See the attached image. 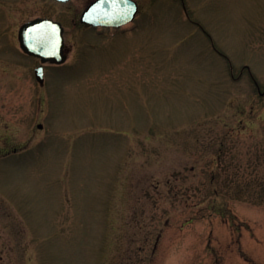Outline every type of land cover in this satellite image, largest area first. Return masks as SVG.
<instances>
[{
  "label": "rangeland",
  "instance_id": "1",
  "mask_svg": "<svg viewBox=\"0 0 264 264\" xmlns=\"http://www.w3.org/2000/svg\"><path fill=\"white\" fill-rule=\"evenodd\" d=\"M89 1L0 0V264H264V0H139L102 32ZM37 17L67 54L42 85Z\"/></svg>",
  "mask_w": 264,
  "mask_h": 264
},
{
  "label": "water",
  "instance_id": "2",
  "mask_svg": "<svg viewBox=\"0 0 264 264\" xmlns=\"http://www.w3.org/2000/svg\"><path fill=\"white\" fill-rule=\"evenodd\" d=\"M67 1V0H59ZM99 0H93L82 12L81 22L92 25L118 27L131 21L137 12L135 0H120L118 8L105 0L103 8H97ZM18 41L24 53L40 58L41 62L62 63L66 59L63 52V28L49 18L37 17L24 22L18 29ZM35 76L43 83V65L35 68ZM41 127V124L38 125Z\"/></svg>",
  "mask_w": 264,
  "mask_h": 264
},
{
  "label": "flooded vegetation",
  "instance_id": "3",
  "mask_svg": "<svg viewBox=\"0 0 264 264\" xmlns=\"http://www.w3.org/2000/svg\"><path fill=\"white\" fill-rule=\"evenodd\" d=\"M70 1V0H69ZM69 1H67V2H69ZM92 0H90L88 3H90ZM136 2H137V4H138V12H137V14L140 12V2H139V0H135ZM61 3V2H60ZM64 3H66V2H64ZM87 3V4H88ZM181 3H182V6L184 7V2H182L181 1ZM86 4V5H87ZM85 8V7H84ZM83 8V9H84ZM82 9V10H83ZM82 12V11H81ZM81 12H80V14H79V16H78V18H73V22H74V24H76L77 25V27H79L80 29H93V30H96L97 32H102V31H104V30H106V29H113V30H118V29H124L125 27H127L128 25H130L131 23H132V21L130 22V23H128L127 25H123V26H120V27H105V26H92V25H88V24H84V23H82L81 21H80V15H81ZM137 14H136V16H137ZM136 18V17H135ZM65 45V44H64ZM65 47V46H64ZM64 53H66L65 52V48H64ZM49 64H54V63H50L49 62ZM55 65H61V64H56L55 63ZM44 69H45V67H44Z\"/></svg>",
  "mask_w": 264,
  "mask_h": 264
},
{
  "label": "snow or ice",
  "instance_id": "4",
  "mask_svg": "<svg viewBox=\"0 0 264 264\" xmlns=\"http://www.w3.org/2000/svg\"><path fill=\"white\" fill-rule=\"evenodd\" d=\"M104 3H105V0H99V4H97V8H103ZM108 3L116 8L120 6V0H108Z\"/></svg>",
  "mask_w": 264,
  "mask_h": 264
},
{
  "label": "trees",
  "instance_id": "5",
  "mask_svg": "<svg viewBox=\"0 0 264 264\" xmlns=\"http://www.w3.org/2000/svg\"><path fill=\"white\" fill-rule=\"evenodd\" d=\"M261 188L264 190V186H261ZM264 194V192H262Z\"/></svg>",
  "mask_w": 264,
  "mask_h": 264
}]
</instances>
